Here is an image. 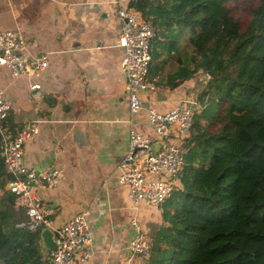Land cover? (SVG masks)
Wrapping results in <instances>:
<instances>
[{
  "label": "trees",
  "instance_id": "16d2710c",
  "mask_svg": "<svg viewBox=\"0 0 264 264\" xmlns=\"http://www.w3.org/2000/svg\"><path fill=\"white\" fill-rule=\"evenodd\" d=\"M233 0H137L133 7L155 29L153 79L174 59L164 82L176 88L199 71L210 81L198 98L184 143L181 188L150 228L146 264H264V0L238 23ZM186 35L187 51L179 56ZM9 132V130H8ZM0 158V264H49L42 231L29 232L14 207ZM189 246L190 248H188Z\"/></svg>",
  "mask_w": 264,
  "mask_h": 264
},
{
  "label": "crops",
  "instance_id": "0c3cea01",
  "mask_svg": "<svg viewBox=\"0 0 264 264\" xmlns=\"http://www.w3.org/2000/svg\"><path fill=\"white\" fill-rule=\"evenodd\" d=\"M118 1L0 0V32L20 31L28 54L48 56L39 77L15 79L0 67V90L13 108L7 132L14 135L43 120L24 148L23 163L36 172L58 169L64 179L54 188L37 189L34 201L55 225L87 213L93 250L87 264H146L126 249L133 231L126 191L117 176L128 150V131L149 135L146 110L167 112L197 95L200 86L193 78L172 89L162 72L151 82L154 91L141 94V111L129 114L120 70ZM35 84L40 88L31 90ZM144 222L158 226L160 214H146Z\"/></svg>",
  "mask_w": 264,
  "mask_h": 264
},
{
  "label": "built area",
  "instance_id": "2783aa9c",
  "mask_svg": "<svg viewBox=\"0 0 264 264\" xmlns=\"http://www.w3.org/2000/svg\"><path fill=\"white\" fill-rule=\"evenodd\" d=\"M137 0H119L116 18L120 23L118 47L123 50L120 70L126 79V98L129 114L136 116L142 109L141 94L154 91V84L147 79L152 61L150 42L155 29L142 19L133 7ZM28 42L20 31L0 32V67L12 78L39 77L48 65L47 54L30 55L26 52ZM197 82L203 87L210 81V74L199 70ZM31 86V90L39 89ZM208 104V96L185 98L167 112L146 110V121L152 132L149 135L128 131V150L118 166L117 181L126 191L129 225L133 231L126 247L135 258L146 260L152 247L149 226L145 215H158L162 206L173 198L181 188L184 174V143L195 114ZM13 111L11 102L0 90V158L5 172L11 176L6 189L14 194V207L24 210L26 220L18 223V229L29 232L48 230L54 249L49 250V264H87L93 257L92 235L87 213L72 216L61 225L48 219V212L41 211L34 201V193L41 188H54L64 179L58 169L36 172L23 163L24 148L34 140L43 120L26 124L14 135L7 132L6 121ZM159 149L154 156L153 144Z\"/></svg>",
  "mask_w": 264,
  "mask_h": 264
},
{
  "label": "rangeland",
  "instance_id": "374dc122",
  "mask_svg": "<svg viewBox=\"0 0 264 264\" xmlns=\"http://www.w3.org/2000/svg\"><path fill=\"white\" fill-rule=\"evenodd\" d=\"M257 3H258V0H233L228 4V8H229L233 18L238 23L245 26L251 18V10L257 6ZM186 37L187 36L184 35L179 40V56L180 57H182L185 52H188L187 51V45H186L187 44ZM175 68H176V62L174 61V59H172L165 66V69H164L165 74L164 75H166L167 73L173 72L175 70ZM195 77H196V75L193 76V78H195ZM202 89L203 88L200 85V86H198L197 90L195 89L194 93L197 94V96H198V94H200L199 92ZM149 228H152V227L149 226ZM187 247L190 248L189 246H187ZM144 263H147V262L144 261Z\"/></svg>",
  "mask_w": 264,
  "mask_h": 264
},
{
  "label": "water",
  "instance_id": "95a60500",
  "mask_svg": "<svg viewBox=\"0 0 264 264\" xmlns=\"http://www.w3.org/2000/svg\"><path fill=\"white\" fill-rule=\"evenodd\" d=\"M158 149H159V144L158 143L153 144V146H152V154L154 156L156 155ZM41 238H42V241H43V244H44L46 250L54 249V243L52 241V236H51V233L48 230H44L41 233Z\"/></svg>",
  "mask_w": 264,
  "mask_h": 264
}]
</instances>
